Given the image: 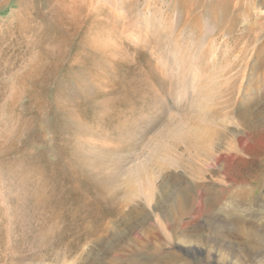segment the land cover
I'll list each match as a JSON object with an SVG mask.
<instances>
[{"label":"rangeland","instance_id":"374dc122","mask_svg":"<svg viewBox=\"0 0 264 264\" xmlns=\"http://www.w3.org/2000/svg\"><path fill=\"white\" fill-rule=\"evenodd\" d=\"M254 232L264 0H0V264H264Z\"/></svg>","mask_w":264,"mask_h":264},{"label":"bare ground","instance_id":"6f19581e","mask_svg":"<svg viewBox=\"0 0 264 264\" xmlns=\"http://www.w3.org/2000/svg\"><path fill=\"white\" fill-rule=\"evenodd\" d=\"M253 113L251 112V111H248V112H245V113H242L241 115H240V119H241V124H243L244 126H246V127H249L250 125H252L253 123H254V120H253ZM242 125V126H243ZM203 130V129H202ZM215 132V131H214ZM219 132V131H218ZM202 131L201 130H199L198 131V136H202ZM205 133V132H204ZM207 135H210V134H208V133H206ZM205 134V135H206ZM204 135V137H206ZM201 136L200 137H198L199 139H196V140H192L193 142H190V143H188V146H193V144L194 143H198L197 145H200V148H201V146L203 145V143H204V141L206 140V139H204L203 137L201 138ZM208 138H211L210 136H207ZM213 137V136H212ZM204 139V140H203ZM207 140H209V139H207ZM210 141V145H212L211 143H212V141L211 140H209ZM244 144V140H242V138H240V139H238L237 140V146L238 147H242V145ZM209 145V146H210ZM194 147V146H193ZM197 147V146H196ZM195 148V147H194ZM202 149V148H201ZM204 149V148H203ZM203 149H202V151H203ZM195 150H196V148H195ZM194 150V151H195ZM201 153V152H200ZM220 157H219V159H218V161H217V164L219 165V170H224V164L223 163H221V162H223V159L222 158H224V156L223 155H219ZM179 163V162H178ZM100 168V167H99ZM133 187V186H132ZM136 188V187H135ZM131 189V188H130ZM138 189V188H137ZM142 189V188H141ZM127 190H129V189H127ZM132 192V191H131ZM253 228V227H252ZM150 235L151 234H145V236L149 239L150 238ZM153 236V235H152ZM240 236L241 237H243L244 239H248V240H250L251 242H253V243H255V242H257V243H259V242H262L263 244H264V234L263 235H261V234H258V233H256V232H254L253 234H240ZM145 237V238H146ZM118 238V237H117ZM140 237H136V239H139ZM141 239V238H140ZM120 243L118 242V239H115V241L113 240V243H112V246L111 247H108V249L105 251V255H107L108 256V254L109 253H113L114 254V256H117V257H121V253H119V252H117V251H115V248H117V246L119 245ZM142 245V247H143V244H141ZM143 249H146L145 247L143 248ZM193 249H196L195 247H190V248H188L187 250H189V252L190 251H192ZM139 250H141L140 248L139 249H137V250H134V251H131L130 250V252L131 253H136V252H139ZM156 251V250H155ZM142 252V251H141ZM144 253H145V250L143 251ZM142 252V253H143ZM153 252V251H152ZM141 253V254H142ZM137 255H138V253H136ZM140 254V253H139ZM194 254V253H193ZM121 259V258H120ZM125 260V259H124ZM132 260H134V258H130V259H128L126 262H127V264H139V263H135L134 261H132ZM155 261V262H154ZM180 259H178V258H176L175 259V261L172 263L171 261H168V260H165V259H157V260H153V261H151V263H149V261H142L143 263L142 264H181L180 263ZM214 262V261H213ZM84 264H91V263H89L88 261L87 262H84ZM118 264H124V262H120V263H118ZM182 264H185V263H182ZM187 264H189V263H187ZM214 264H216V263H214Z\"/></svg>","mask_w":264,"mask_h":264}]
</instances>
